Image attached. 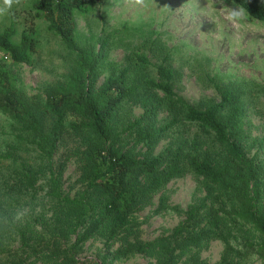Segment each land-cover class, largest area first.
<instances>
[{
  "label": "trees",
  "instance_id": "1",
  "mask_svg": "<svg viewBox=\"0 0 264 264\" xmlns=\"http://www.w3.org/2000/svg\"><path fill=\"white\" fill-rule=\"evenodd\" d=\"M104 1H34L48 31L75 52L77 60V68L46 101L43 111L52 120L48 128L24 101L9 72L0 70V110L33 136L40 160L38 168L22 166L0 190V264H77L74 250L95 237L107 246L120 241L111 258L107 253L102 256L101 264L135 254H146L155 264H211L201 253L212 240L223 242L220 258L213 264H246L254 256L264 264V135L249 136L245 94L210 78L219 101L192 105L174 91L173 70L164 63L157 65L159 80L147 79L144 92H162L171 107L211 141L206 145L196 137L175 138L155 153L177 119L160 123L159 105L153 96L140 94L137 83L128 81L126 68L99 84L103 45L79 46L75 40V12ZM233 1L264 22V0ZM15 34L13 23L0 31V48L12 61L29 63L34 40L24 31L14 43ZM139 58L148 63L147 58ZM134 97L142 113L121 126L117 111ZM65 112L79 122H66ZM68 130L80 142L74 155L82 189L74 196L62 191L61 172L53 163ZM253 148L256 151L249 155ZM40 173L47 174L42 196L36 178ZM188 173L201 184L204 196L186 210L169 206L166 185ZM158 194L154 213L171 210L183 220L168 235L144 241L136 213Z\"/></svg>",
  "mask_w": 264,
  "mask_h": 264
},
{
  "label": "rangeland",
  "instance_id": "2",
  "mask_svg": "<svg viewBox=\"0 0 264 264\" xmlns=\"http://www.w3.org/2000/svg\"><path fill=\"white\" fill-rule=\"evenodd\" d=\"M34 1L0 0V31L13 23L14 43L20 41L24 31L34 40L29 63L12 61L0 48V70L9 72L24 101L48 128L52 120L43 111L46 101L54 88L63 84L77 68V60L75 52L48 31L44 14L34 9ZM75 25V40L79 46L90 44L98 49L103 45L99 84L111 73L126 68L128 81L137 83L140 94L153 96L159 105V122L177 119L168 139L160 142L155 153L175 138L189 141L196 137L206 145L211 141L197 125L184 120L162 92H144L147 79L159 80L156 66L161 63L174 72V91L192 105L203 107L211 101H219L210 78L242 91L248 105L244 122L249 136L264 135V22L250 17L233 0H105L101 5L75 12ZM139 57L147 58L148 63ZM135 99L137 101L134 97L118 109L116 122L121 126L141 115L142 109ZM65 114L66 122H79L74 115ZM33 139L0 110V190L22 166L38 168L40 160L32 145ZM79 143L73 131L68 130L53 157L56 171L61 172V189L69 196L82 189L79 160L74 155ZM255 151L253 148L249 155ZM45 175L40 173L36 177L41 196L47 191ZM164 191L169 206L183 210L204 196L203 187L190 173L172 179ZM159 195L153 198L151 205L136 213L141 224L138 233L141 240L168 235L183 220L181 214L171 210L154 213ZM75 238L73 236L70 243ZM119 244L120 241L107 246L99 237L90 238L74 250L77 264H101L102 256L107 253L108 259L111 258ZM222 250L223 242L212 240L202 250V259L213 264L219 260ZM32 264H41V261ZM113 264H155V260L146 254H135ZM246 264L261 263L254 256Z\"/></svg>",
  "mask_w": 264,
  "mask_h": 264
}]
</instances>
